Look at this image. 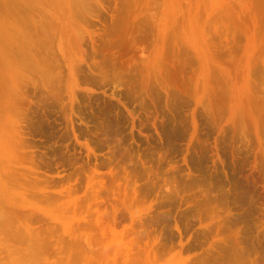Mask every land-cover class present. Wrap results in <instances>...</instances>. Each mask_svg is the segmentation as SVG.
<instances>
[{
	"label": "rangeland",
	"instance_id": "374dc122",
	"mask_svg": "<svg viewBox=\"0 0 264 264\" xmlns=\"http://www.w3.org/2000/svg\"><path fill=\"white\" fill-rule=\"evenodd\" d=\"M0 264H264V0H0Z\"/></svg>",
	"mask_w": 264,
	"mask_h": 264
}]
</instances>
